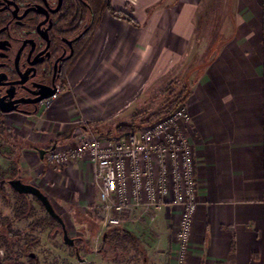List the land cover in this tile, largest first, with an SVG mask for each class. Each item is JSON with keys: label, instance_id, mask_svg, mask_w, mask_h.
<instances>
[{"label": "crops", "instance_id": "obj_1", "mask_svg": "<svg viewBox=\"0 0 264 264\" xmlns=\"http://www.w3.org/2000/svg\"><path fill=\"white\" fill-rule=\"evenodd\" d=\"M110 5L136 24L104 11L52 105L4 118L5 172L72 208L94 199L99 204L91 162L81 158L59 167L40 151L72 147L94 128L107 136L116 121L135 114L157 73L187 69L186 131L199 193L186 264H264V0ZM177 218L171 204L156 213L167 246L163 264H172Z\"/></svg>", "mask_w": 264, "mask_h": 264}, {"label": "flooded vegetation", "instance_id": "obj_2", "mask_svg": "<svg viewBox=\"0 0 264 264\" xmlns=\"http://www.w3.org/2000/svg\"><path fill=\"white\" fill-rule=\"evenodd\" d=\"M90 18L83 0H0V140L7 115L34 114L44 95L55 89L56 96L64 87L68 73L83 53L72 65L89 29ZM1 146L2 142L0 264H55V259L49 258V245H55L58 236L63 242L62 228L34 196L18 194L10 187L12 179L31 183L4 174ZM7 189L13 196L9 197ZM41 231L47 235L42 244H48V248L44 247L47 253L39 256L34 250H41ZM68 247L76 248V240Z\"/></svg>", "mask_w": 264, "mask_h": 264}, {"label": "built area", "instance_id": "obj_3", "mask_svg": "<svg viewBox=\"0 0 264 264\" xmlns=\"http://www.w3.org/2000/svg\"><path fill=\"white\" fill-rule=\"evenodd\" d=\"M54 97L43 99L41 107H50ZM190 122L183 102L129 134L102 137L81 132L74 146L50 147L43 157L59 167L81 158L94 165L99 207L108 212L110 226H119L118 215L137 207L156 211L167 204L176 207L172 264H186L199 193L194 151L186 131Z\"/></svg>", "mask_w": 264, "mask_h": 264}, {"label": "rangeland", "instance_id": "obj_4", "mask_svg": "<svg viewBox=\"0 0 264 264\" xmlns=\"http://www.w3.org/2000/svg\"><path fill=\"white\" fill-rule=\"evenodd\" d=\"M201 57L204 58L202 54ZM185 70L184 73H181L180 70L169 72L168 76L165 71H161L154 76V82L147 87L149 89L136 103L137 109L134 115H138L135 119L138 128L156 120L162 113L170 109L176 96L187 91L188 70ZM134 115L131 118L119 119L120 121H116L118 122L116 126L130 123ZM97 125V123L91 124L90 127L93 128ZM116 126L107 130L106 133L114 131ZM97 132L104 134L103 131H93L95 135ZM0 142H2L1 148L4 152V135ZM5 170L4 174L10 177V174H7ZM7 190L9 197L13 196L11 191ZM50 200L61 217L68 236L76 240V248L65 245L59 236L55 245H49V258L55 259V264H143L142 254L130 243L125 244L124 247L115 246V241L112 244L103 241L105 233L114 227L107 224L106 218L109 214L99 207L96 199L89 204H74V208L68 203H58L53 197ZM138 208L133 210H138ZM133 210L119 214L121 224L116 227L139 236L140 244L148 257L146 264H163L161 257L165 254L167 246L164 248L165 241L155 225L157 211L151 207H146L143 213H136ZM132 211L134 213H131ZM7 212L10 214V207ZM40 215L43 218L44 212L41 211ZM56 229L60 234L58 225ZM52 234L53 232H51ZM45 237H47L46 233L41 231V244L45 243ZM42 245L40 246L41 250H34V253H38L39 256L47 253L43 248H48V244Z\"/></svg>", "mask_w": 264, "mask_h": 264}, {"label": "trees", "instance_id": "obj_5", "mask_svg": "<svg viewBox=\"0 0 264 264\" xmlns=\"http://www.w3.org/2000/svg\"><path fill=\"white\" fill-rule=\"evenodd\" d=\"M83 1L87 3L88 8H89V12L91 15L90 25H89V29L87 33L85 34V36L83 37L82 41L79 44V50H78L76 58L72 62V65L75 63L77 57L80 56V54L87 48V46L91 42L93 35H94V31L97 25L99 24L101 16L104 11H108L112 16L116 18L125 19L130 23L136 24L135 20L130 15L120 10H116L112 8L110 5V0H83ZM186 94H187V91L184 92L182 95L176 96L175 101L173 102V105L170 106V109L173 108L177 104L183 103L185 101ZM137 116L138 115H134L130 123L117 125L113 132L107 133V136L112 135V134H116V135L129 134L135 131L138 128V125H136V121H135ZM94 130L97 131L96 128H94ZM9 174H10V177L11 176L13 177L15 175L14 173L12 174L9 173ZM103 241L108 244H112L115 241V246L118 245V246H124V247H125V244L130 243L132 246L136 247L138 251L142 254L143 264L147 263L145 251L143 247L140 245L139 240L132 233L127 232L126 230L121 229L119 227H114L113 229L105 233Z\"/></svg>", "mask_w": 264, "mask_h": 264}, {"label": "water", "instance_id": "obj_6", "mask_svg": "<svg viewBox=\"0 0 264 264\" xmlns=\"http://www.w3.org/2000/svg\"><path fill=\"white\" fill-rule=\"evenodd\" d=\"M56 93V90L53 89L50 93H47L44 95L40 101L43 99L49 98L54 96ZM9 112V110H4V113ZM46 150L40 151L41 156L44 155ZM10 187L17 192L18 194H28L34 196L44 207L45 211L54 219L57 220V222L60 224L62 231H63V242L67 246H72L74 245V240L70 238L66 232L65 225L61 219V217L56 213L54 207L51 205L49 199L47 196L37 187L31 185V184H26L23 183L20 179H12L9 181Z\"/></svg>", "mask_w": 264, "mask_h": 264}]
</instances>
